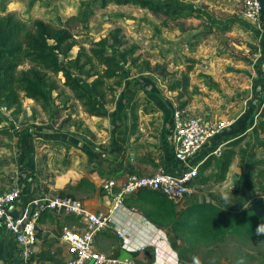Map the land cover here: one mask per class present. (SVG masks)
<instances>
[{
	"label": "rangeland",
	"instance_id": "rangeland-1",
	"mask_svg": "<svg viewBox=\"0 0 264 264\" xmlns=\"http://www.w3.org/2000/svg\"><path fill=\"white\" fill-rule=\"evenodd\" d=\"M151 1L180 6L189 10L192 16L184 15L171 20L134 5L110 4L102 9L99 0H0V15L15 13L29 30H33L36 21H43L54 31L68 29L78 43L70 53V59L76 58L80 47L89 50L93 43L108 37L116 29H122L129 44L138 49V62L137 65L123 67L125 86L117 94L129 90L134 91L133 96L137 95V100L131 102L128 109L139 105L142 113L149 115L147 122L141 121L142 116L139 114L138 126L142 123L156 124L158 121L154 119L159 113L157 110L163 112V115L159 113L158 116L161 119L166 113L170 115V109H180L183 104H186L183 109L191 115L212 123H236L249 108L256 110L260 99H264V29L260 23L254 24L245 19L244 8L239 0ZM87 10L91 13L84 21L81 13ZM29 67L30 64H26L20 69ZM186 74H189V89L183 91L181 96L182 92L174 91L173 87ZM57 79L60 89L51 95L46 109L34 100L25 98L20 114L0 110L6 118L0 125V190L16 186L23 165L20 163L23 147L27 156L34 159V172L48 179L53 178L54 172L39 170L41 162L37 163L36 157L40 159L44 155L45 160L49 161V155L40 151L38 139L24 140L25 133L22 135L23 140L18 137L17 133L25 129L37 125L46 128L59 126L63 131H71L78 139L93 143L95 153L103 155L110 151L108 145L97 146L94 142L107 139L108 136L116 139V133L113 134L109 128L111 124L104 125L87 115L73 93L63 86L62 76ZM144 82L146 84L143 85ZM257 119L260 121V118ZM152 129L155 134L147 129L146 133L141 132L140 136L135 137L131 149H135L136 142L144 146L143 139L146 144L154 145L158 128L155 127V131L154 127ZM256 129L257 134L248 132L247 138L235 150L240 152L248 149L250 158L253 155L255 161H264V150L259 146L264 142V134L259 131L257 124ZM136 130L137 127L134 131L131 129L129 140ZM64 163L65 160H57L59 168H63ZM253 165V160H246L242 164L237 157L227 177L228 182L232 181V186L222 190L228 196L218 198L213 193H206L205 197H209L203 199L200 194L196 202L213 200L224 207L229 199L233 201L231 210L239 211L264 200V195L256 192L258 190H247L248 182H252L259 171L264 170L256 166L253 173L250 171ZM54 167L51 163L48 169L53 170ZM215 171H208L198 180L200 184L209 185L205 187L206 191L211 185L214 188L217 186ZM235 175L238 178L232 180ZM68 177L65 176L63 188L57 187L55 180L51 179L48 189L53 187L59 196L64 193V196L80 200L77 198L78 193L69 185L72 180ZM240 184H243L244 191L239 190ZM178 247L177 244L176 251ZM149 252L143 251L146 255ZM216 252L208 264H264V246L244 245L231 239ZM249 255L255 256V259L250 260Z\"/></svg>",
	"mask_w": 264,
	"mask_h": 264
},
{
	"label": "trees",
	"instance_id": "trees-1",
	"mask_svg": "<svg viewBox=\"0 0 264 264\" xmlns=\"http://www.w3.org/2000/svg\"><path fill=\"white\" fill-rule=\"evenodd\" d=\"M99 3L102 9L110 4L134 5L171 20L184 15L192 16L189 10L180 6L151 0H99ZM90 13L89 10L81 13L84 21ZM77 44L68 29L54 31L43 21H36L33 30H29L15 13L0 15V109L5 108L14 115L20 114L25 98L34 100L46 109L51 95L60 89L57 78L61 75L64 79L63 86L73 93L87 115L106 117L105 107L116 101L118 90L124 87L123 67L128 64L137 65L138 49L129 44L122 29H116L108 37L93 43L89 50L80 47L76 58L70 59V53ZM26 64H30L28 69H20ZM188 89L189 74H186L181 81L175 83L173 90L181 91L183 96V91ZM260 100L256 110L250 108L245 112H248L249 119L241 129L231 134L227 128L209 144V149L213 151L228 141L220 157L211 155L200 166L199 178L215 169L216 183H225L237 157L242 164L246 160H253L254 165L250 170L253 173L256 166L264 168V161H255L253 155L251 159L248 149L240 152L235 150L247 138L256 117L260 118L257 127L264 134V99ZM185 105L180 109L184 110ZM139 109V105L132 107L133 131L138 126ZM170 116L172 132L173 109H170ZM5 121V116L0 113V125ZM24 133L30 134V129L18 132V137L21 139ZM259 146L264 150V142ZM175 162L176 169L170 173L178 172V163L176 160ZM85 184L82 181L79 187ZM252 189L264 195V170L259 171L252 182H248L247 190ZM239 190L244 191L243 184L239 185ZM60 197L66 196L63 193ZM129 200L149 221L170 231L179 245L176 251L179 264H208L217 254V249L231 239L244 245L264 246L263 200L239 211L223 208L214 201L195 202L181 212L175 203L153 191H140L135 198ZM248 258L253 260L255 256L249 255Z\"/></svg>",
	"mask_w": 264,
	"mask_h": 264
},
{
	"label": "crops",
	"instance_id": "crops-1",
	"mask_svg": "<svg viewBox=\"0 0 264 264\" xmlns=\"http://www.w3.org/2000/svg\"><path fill=\"white\" fill-rule=\"evenodd\" d=\"M260 24L264 29V15L261 16ZM142 84L144 85L146 82ZM133 95L134 91L128 90L126 92L123 90L117 94L116 101L111 104L113 106L105 108L106 117L92 118L102 122L104 125L111 124L110 130H112L113 134L116 133L117 140L112 138V136H108L107 139H100L97 140L98 142H94L97 146L108 145L110 151H107V154L100 155L95 153L96 150L92 149L93 143L91 144L86 139H78L71 131H63L59 126L58 128H46L43 125L31 127L30 134L24 135V140L38 139L40 151H44L45 155H49V161L45 160L44 155L40 159H38L39 156L36 157L37 163L41 162L39 170H43L44 173L51 171L54 174L53 178L48 179L34 172V159L27 156V151L23 147V155H20V163H23V165H21L19 179L16 186H14L22 190V196L20 201L10 208V212L15 216H19L29 201L45 195L59 196V194L54 192L53 187L48 189L51 179L55 180L57 187L63 188L65 176H69L68 178L72 180L69 185L72 186L75 193H78L77 198L83 202L84 206L92 212H101L105 211L109 205V199L105 196L102 189L103 184L109 179L115 178L121 183L130 172L139 175H152L160 166L165 167L169 172H174L176 162L173 156L170 132L171 116L169 114L166 113L164 118L158 119L159 113L163 115V112L157 110L159 113L158 115L156 114L157 116L154 120L158 121V123L152 125L149 123L147 125L140 124V126H137V132H133V136H130L132 139L129 140L133 119L132 110L128 109V106L138 98L137 95ZM139 110L137 113L138 120L140 114L142 116L141 121H147L149 115L143 114V111ZM245 112L238 122H234L228 127V133L232 134L233 131L241 129L246 124L249 116H247L248 112L246 114ZM257 120L256 117L252 128L249 129V133L254 132V134H257ZM152 127H154V131L156 130L155 127L158 128L156 130L158 138L154 141V145L146 144L144 142L145 139H143L142 144L144 146H140L136 142L135 149H131L133 147L132 144L135 142L134 138L140 136L141 132L146 133L147 129H149L150 133L155 134ZM227 143V140L222 143V148ZM213 151L207 147L205 152L203 151L193 161V164L205 162ZM24 153L26 156H24ZM57 160L61 162L65 160L63 168L57 166ZM51 163L55 165L53 170L48 169ZM73 174L76 176H73ZM235 178L237 179L238 177L235 175L232 180ZM82 181H85L86 184L83 187H79ZM207 186L209 185L200 183L196 185V196L188 197L176 204L178 211L181 212L190 204L195 203L197 196L200 194H202L200 198L203 199L209 197H205L206 193H213V196L218 198H220L219 196L227 197L228 194L226 192L223 193L222 190L230 189L232 181L217 184L215 188L214 185H211L207 188L210 192L206 191L205 187ZM12 188L1 189L0 193ZM231 206H233V201L228 199L223 208L231 210ZM64 227L80 228L82 224L75 215H64L51 211H46L42 214L38 226L37 264H67L71 259L69 247L62 240ZM118 232L122 233L121 237L117 234ZM177 244L169 230L156 226L149 221L144 213L131 203V200H128L125 206L115 215L114 224L96 236L97 248L105 255L119 259H135L140 264H178L175 249ZM142 247H147V252H151L146 255L142 252ZM0 264H21L16 241L4 229L2 223H0Z\"/></svg>",
	"mask_w": 264,
	"mask_h": 264
},
{
	"label": "built area",
	"instance_id": "built-area-1",
	"mask_svg": "<svg viewBox=\"0 0 264 264\" xmlns=\"http://www.w3.org/2000/svg\"><path fill=\"white\" fill-rule=\"evenodd\" d=\"M243 5V15L251 23H260L264 0H239ZM5 109V108H2ZM1 110V109H0ZM6 110V109H5ZM232 122L212 123L186 110H173L172 148L178 163V172L170 173L160 166L152 175H139L130 172L119 183L115 178L103 184V192L109 199L108 208L101 212L88 210L82 201L72 197L45 195L26 203L19 216L10 212L21 199L22 190L14 187L0 193V223L15 239L21 264H37L38 226L46 211L77 216L82 227H64L62 240L69 247L71 259L67 264H140L135 259L107 256L96 245V236L109 229L115 222V215L129 199L135 198L140 191L157 192L175 204L188 197L196 196L199 185L200 166L193 164L199 154L220 136ZM211 155L220 157L222 146ZM120 237L122 233H117ZM142 252L147 247H142Z\"/></svg>",
	"mask_w": 264,
	"mask_h": 264
},
{
	"label": "water",
	"instance_id": "water-1",
	"mask_svg": "<svg viewBox=\"0 0 264 264\" xmlns=\"http://www.w3.org/2000/svg\"><path fill=\"white\" fill-rule=\"evenodd\" d=\"M263 205H264V200H263Z\"/></svg>",
	"mask_w": 264,
	"mask_h": 264
}]
</instances>
